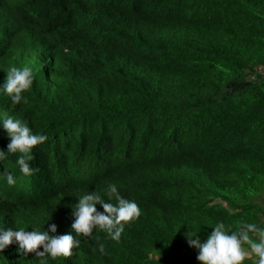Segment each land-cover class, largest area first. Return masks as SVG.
Masks as SVG:
<instances>
[{
  "label": "trees",
  "instance_id": "trees-1",
  "mask_svg": "<svg viewBox=\"0 0 264 264\" xmlns=\"http://www.w3.org/2000/svg\"><path fill=\"white\" fill-rule=\"evenodd\" d=\"M4 8L0 136L6 115L47 136L12 209L50 235L79 190L115 184L141 209L119 240L72 232L71 257L29 264H201L186 233L264 229V0H0V23ZM25 66L33 83L13 104L2 86Z\"/></svg>",
  "mask_w": 264,
  "mask_h": 264
},
{
  "label": "clouds",
  "instance_id": "clouds-1",
  "mask_svg": "<svg viewBox=\"0 0 264 264\" xmlns=\"http://www.w3.org/2000/svg\"><path fill=\"white\" fill-rule=\"evenodd\" d=\"M3 12L9 26L5 22L0 23L1 33L12 27L10 20H13L7 8ZM4 36L8 38L10 34ZM32 83L33 71L30 67H11L2 87L12 103L18 104L25 99L22 93L29 90ZM5 117L0 136V254H11L20 264H29L34 253L40 258H69L73 255V249L80 245L76 236L88 237L92 232L103 230L111 239L119 240L124 225L140 217L138 204L122 197L116 185L108 183L101 188L79 190L65 205L55 208L52 219H65L66 216L69 219H66V226L60 234L50 235L49 231L32 228L33 224H28L21 214L12 209V204L27 196L21 197L22 193L31 192L29 178L39 171L30 166V161L34 159L31 151L44 143L47 136L34 134L28 124L16 116ZM8 141L10 143L5 146ZM9 159L12 165L6 169L1 161ZM213 229L204 242L198 235L186 233L189 246L199 250L197 260L201 264H243L250 255L258 258L255 264H264V229L256 224L244 223L238 230L229 231L223 222H218ZM56 230L55 223L50 225L52 233ZM193 236L196 238L193 239ZM253 236L257 239H253ZM245 245L249 248H245ZM99 250L104 252L103 244L99 245Z\"/></svg>",
  "mask_w": 264,
  "mask_h": 264
},
{
  "label": "bare ground",
  "instance_id": "bare-ground-1",
  "mask_svg": "<svg viewBox=\"0 0 264 264\" xmlns=\"http://www.w3.org/2000/svg\"><path fill=\"white\" fill-rule=\"evenodd\" d=\"M6 17H7V16H6ZM5 24L9 26V22H8V21L5 22ZM57 27H59V24L57 25ZM109 156H110L109 153H107V154L105 153V154L102 155V159H103V160H108ZM110 157H111V156H110ZM19 175L22 176L21 174H19ZM69 176H70V175H69ZM69 176H68V177H69ZM50 190H51V189H50ZM43 193L46 194L47 191L44 190ZM25 195H27V194H26V193H22V194H21V197H23V196H25ZM73 206H74V205H73ZM74 207H75V206H74ZM67 220H69V219H67Z\"/></svg>",
  "mask_w": 264,
  "mask_h": 264
},
{
  "label": "rangeland",
  "instance_id": "rangeland-1",
  "mask_svg": "<svg viewBox=\"0 0 264 264\" xmlns=\"http://www.w3.org/2000/svg\"><path fill=\"white\" fill-rule=\"evenodd\" d=\"M249 252H250V250H249Z\"/></svg>",
  "mask_w": 264,
  "mask_h": 264
}]
</instances>
